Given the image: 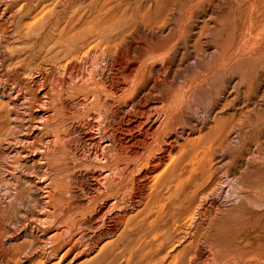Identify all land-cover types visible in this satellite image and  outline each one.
I'll list each match as a JSON object with an SVG mask.
<instances>
[{
  "label": "rangeland",
  "instance_id": "1",
  "mask_svg": "<svg viewBox=\"0 0 264 264\" xmlns=\"http://www.w3.org/2000/svg\"><path fill=\"white\" fill-rule=\"evenodd\" d=\"M22 9L29 11L23 18L31 30L4 37L14 32L11 21ZM93 49L103 69L91 67ZM0 66V122L18 124L15 112L21 111L28 112L23 117L29 125L27 131L22 127L24 135L0 145V264H139L138 253L146 254L148 264H163L162 257L177 255L181 247L185 259L194 254L195 230L203 240L199 264H264V246L252 251L248 242L264 240V0H1ZM93 95L120 111L107 123L122 128L136 124L128 122L132 99L154 103L157 127L173 123L170 114H176L174 147L155 171L162 173L160 213H167L166 222L132 237L129 260L124 251L111 262L114 248L106 244L116 236L101 234L99 223L86 217L89 140L72 105ZM32 142L36 150L21 149ZM141 151L131 159L144 157ZM17 156L40 168L38 174L8 167ZM178 175L184 187L173 190ZM133 209L129 215L137 222L140 207Z\"/></svg>",
  "mask_w": 264,
  "mask_h": 264
},
{
  "label": "bare ground",
  "instance_id": "2",
  "mask_svg": "<svg viewBox=\"0 0 264 264\" xmlns=\"http://www.w3.org/2000/svg\"><path fill=\"white\" fill-rule=\"evenodd\" d=\"M1 1V0H0ZM5 2V1H4ZM8 2V1H7ZM22 2V0H21ZM20 4V3H19ZM6 5V4H4ZM7 5H11V2H9V4ZM80 5V4H79ZM8 8V7H7ZM6 8V9H7ZM39 9V8H38ZM60 10V9H59ZM5 11V10H4ZM18 11V10H17ZM33 11V10H32ZM68 12V11H67ZM17 13V12H15ZM29 13V11H24V9H22L18 14L14 15L15 17L13 20L11 21V23L13 24V27L15 30H13L14 32L10 31H5L6 33H4V37H6L7 35H13L16 31L19 32V35L22 37L23 35H27L28 31L31 30L32 25L29 23L26 24L29 25L27 26V28L24 26V15H27ZM24 16V18H23ZM11 17V18H12ZM53 17V16H52ZM68 17V16H67ZM140 19V17H139ZM8 21V20H7ZM6 22V21H5ZM10 23V22H9ZM79 23V22H78ZM51 24V23H50ZM24 26V31L22 30ZM47 25V24H46ZM115 25V24H114ZM20 27H22L20 29ZM46 27V26H45ZM146 28V27H145ZM2 29V28H1ZM27 29V31H25ZM133 29V28H132ZM209 31V29H208ZM142 33V32H141ZM148 35V34H147ZM55 36V35H54ZM57 38V37H56ZM69 38V37H68ZM27 39V38H26ZM54 39V38H53ZM59 39V37H58ZM40 40H42L40 38ZM187 40V39H186ZM8 41V40H7ZM86 41V40H85ZM10 42V41H9ZM38 42V41H37ZM40 42V41H39ZM64 42V41H63ZM49 44V43H48ZM165 44V43H164ZM148 45V44H147ZM35 46V45H34ZM46 46V45H45ZM150 46V44H149ZM7 47V46H6ZM43 47V46H42ZM152 47V46H151ZM156 47V46H155ZM105 48V47H104ZM146 48V47H145ZM140 49V48H139ZM149 50V49H148ZM18 51V50H17ZM94 52V49L92 50ZM101 51V50H100ZM99 51V52H100ZM103 51V50H102ZM98 52V53H99ZM148 52V51H147ZM88 53V51H87ZM104 53V52H103ZM37 54V53H36ZM45 54V53H44ZM79 54V52H78ZM102 54V53H101ZM22 55V54H21ZM43 55V54H42ZM87 55V54H86ZM91 55V54H89ZM97 52L93 53V56L91 55V67L93 66V64H99V62H96L95 60L97 59ZM108 55V54H107ZM4 56V55H3ZM12 56V55H11ZM74 56V55H73ZM81 56V55H80ZM101 56V55H100ZM150 56V54H149ZM23 57V56H22ZM110 57V56H109ZM141 57V56H140ZM31 58V57H30ZM103 58V57H102ZM105 58V57H104ZM148 58V57H147ZM101 59V58H100ZM99 59V60H100ZM134 59V58H133ZM139 59V58H138ZM144 59V58H143ZM15 60V59H14ZM35 60V59H34ZM67 60V59H66ZM75 60V59H74ZM102 60V59H101ZM107 60V58L105 59ZM104 60V61H105ZM113 60V59H112ZM116 60V59H115ZM40 61V60H39ZM69 61V60H68ZM73 61V60H72ZM71 61V63H72ZM76 61H80L77 57ZM143 61V60H142ZM139 61V62H142ZM6 62V61H5ZM75 62V61H74ZM86 62V61H85ZM96 62V63H95ZM103 63V61H101ZM30 63V62H29ZM46 63V62H45ZM105 63V62H104ZM5 64V63H4ZM82 61H81V66L82 65ZM120 64V63H119ZM126 64V63H125ZM6 65V64H5ZM50 65V64H49ZM70 65V64H69ZM87 65V64H86ZM105 65V64H104ZM107 65V63H106ZM114 65V64H113ZM134 65V64H133ZM4 66V65H3ZM11 66V65H9ZM13 66V65H12ZM42 66V65H41ZM98 67L101 65H97ZM95 66V67H97ZM143 66V65H142ZM141 66V67H142ZM153 66V65H152ZM1 67V66H0ZM66 67V66H65ZM76 67V66H75ZM79 67V66H78ZM87 67V66H86ZM93 67V68H95ZM139 67V65H138ZM101 68L103 69V66H101ZM123 68V67H122ZM31 69V68H30ZM38 69V68H37ZM52 69V68H51ZM74 69V68H73ZM76 69V68H75ZM83 69V68H82ZM134 69V68H133ZM132 69V70H133ZM40 70V69H39ZM47 70V69H46ZM53 70V69H52ZM78 70V68H77ZM90 71H92V68L89 69ZM107 70V69H106ZM118 70V69H117ZM57 71V70H56ZM71 71V70H70ZM80 71V70H79ZM95 71V69H94ZM149 71V69H148ZM49 72V71H48ZM74 72V71H73ZM78 72V71H77ZM83 72V71H82ZM82 72H81V77L82 76ZM96 72V71H95ZM124 72V71H123ZM134 72V71H133ZM147 72V71H146ZM165 72V71H164ZM72 73V71H71ZM80 73V72H78ZM85 73V72H84ZM88 73V71H87ZM85 73V76L86 74ZM103 73V71H102ZM161 73V72H159ZM158 73V74H159ZM39 74V73H38ZM41 74V73H40ZM143 73L140 74V76H142ZM146 74V73H145ZM144 74V75H145ZM73 75V74H72ZM74 75H76V72H74ZM88 75V74H87ZM90 75V74H89ZM88 75V76H89ZM93 75V72H92ZM91 75V77H92ZM136 75V74H135ZM151 75V74H150ZM153 75V73H152ZM151 75V76H152ZM33 76V75H32ZM71 75H68V77H70ZM87 76V77H88ZM170 76V75H169ZM67 77V76H66ZM75 77V76H74ZM74 77L71 79L74 80ZM86 77V78H87ZM102 77V76H101ZM55 78V77H54ZM85 78V80H86ZM90 78V76L88 77ZM104 78V77H103ZM35 79V78H34ZM67 79V78H66ZM78 79H80V77H78ZM83 79V78H82ZM96 79V78H95ZM100 79V78H98ZM147 79V78H146ZM161 79V78H160ZM24 80V79H23ZM77 80V78H76ZM84 80V79H83ZM84 80V81H85ZM90 80H93L92 78H90ZM139 80V79H138ZM169 80V79H168ZM62 81V79H61ZM78 81V80H77ZM88 81V79H87ZM116 81V80H115ZM128 81V80H127ZM132 81V80H131ZM32 82V81H31ZM52 82V79H51ZM76 82V81H75ZM74 81L72 83H75ZM81 82V81H80ZM168 82V81H167ZM28 83V82H27ZM30 83V82H29ZM44 83V82H43ZM71 83V84H72ZM86 83V82H85ZM138 83V82H137ZM154 83V82H153ZM64 84V83H63ZM68 84V83H67ZM162 84V83H161ZM48 85V84H47ZM74 85V84H73ZM83 85V84H81ZM85 85V84H84ZM108 85V84H107ZM154 85V84H153ZM89 86V84H88ZM56 87V86H55ZM78 87V86H77ZM76 87V88H77ZM93 87V86H92ZM100 87V86H99ZM122 87V86H121ZM134 87V86H133ZM154 87V86H153ZM152 87V88H153ZM60 88V87H59ZM116 88V87H115ZM50 89L51 88L50 86ZM62 89V88H61ZM60 89V90H61ZM59 90V91H60ZM99 90V88H98ZM103 90V89H102ZM141 90V89H140ZM118 91V90H117ZM123 91V90H122ZM158 91V90H157ZM163 91V90H162ZM19 92V91H18ZM25 92V91H23ZM22 92V93H23ZM35 92V91H34ZM53 92V91H52ZM32 93V92H31ZM134 93V92H133ZM158 93V92H157ZM18 94V93H16ZM25 94V93H24ZM75 94V93H74ZM103 94V93H102ZM131 94V93H130ZM23 96V94H21ZM45 95V93H44ZM73 97H75L74 95H72ZM94 96V95H93ZM114 96V95H113ZM126 96H128L126 94ZM131 96V95H130ZM19 97V96H18ZM32 97V96H30ZM37 97V96H35ZM58 97V96H57ZM95 97V96H94ZM89 98V97H85L84 99L76 102L74 106L76 112L78 110V114L81 117V123L79 124V128H81L83 131H85L84 133L87 134L88 136V146H89V163L85 164L86 168L89 167V214L88 216H86L87 218H89V223H99L100 226V233L103 235H115L116 239L112 242L107 243L106 245H108V247H112L114 248V250L111 253L110 256V261L114 262L117 260V255H122V252L127 251L126 248H129L130 245L132 244L133 240L132 237L135 239L139 238L138 232H140V230H156L158 227H161V225L163 224L162 222H166L163 221L164 217H165V211L162 213H160V206L161 205V200L163 199V194L161 195V193L159 192V188L161 187V181H162V173H158L155 174V171L162 165L164 164V160L166 158L167 153H170V150L174 147V142L175 140L172 141L171 138V131H172V127L175 126L174 122L176 124V114L173 117V114H170L172 117L171 119L174 121L173 123L169 124L168 120L165 122H163V124H161L160 126H156L157 123V119L158 116L151 111L152 105L154 103H149L146 104L145 103L147 101H144L143 105H139L138 103H136L134 101V99L131 100L132 104L130 107H132L134 109L133 112H131V117H129L128 122H131L130 119L132 120H136V124L135 125H129L127 124V127L122 128V126H114L112 124H108L107 122H109V118H115L120 111L114 106V108H109L106 107L105 104H101L99 103V101L95 98ZM25 98V97H24ZM34 99V97H32ZM50 98V97H49ZM98 98V97H97ZM122 98V97H121ZM120 98V100H121ZM127 98V97H126ZM125 98V99H126ZM129 98V97H128ZM127 98V99H128ZM131 98V97H130ZM19 99V98H17ZM30 99V102L32 103V99ZM55 99V98H54ZM62 99V98H61ZM69 99V98H68ZM78 99V98H77ZM81 99V98H79ZM100 99V98H99ZM113 99V98H112ZM124 99V100H125ZM57 100V99H56ZM64 100V99H63ZM111 100V98H110ZM114 100V99H113ZM112 100V101H113ZM118 100V99H117ZM26 101V100H25ZM35 101V100H34ZM33 101V102H34ZM38 101V98L37 100ZM75 101V100H74ZM122 101V100H121ZM13 102V101H12ZM27 103H29V101H26ZM39 103H41L40 101H38ZM46 102V101H44ZM57 102V101H56ZM111 102V101H110ZM119 102V101H118ZM142 102V101H141ZM140 102V104H141ZM11 103V102H10ZM24 103V102H23ZM26 103V106H27ZM14 104V103H13ZM34 104V103H32ZM12 105V104H11ZM23 105V104H22ZM25 105V104H24ZM23 105V106H24ZM31 106V104H29ZM65 105V104H64ZM67 105V104H66ZM114 105V104H113ZM120 105V104H119ZM127 105V104H126ZM15 106V105H14ZM21 106V105H18ZM34 106V105H33ZM40 106V105H39ZM154 106V105H153ZM22 107V106H21ZM30 108V107H29ZM34 108V107H33ZM32 108V109H33ZM156 108V107H155ZM24 109V107H23ZM35 109V108H34ZM53 109V108H52ZM73 109V108H72ZM73 109V110H74ZM26 110V109H24ZM61 111V109H58V111ZM157 110V109H156ZM172 110V109H171ZM57 111V109H56ZM55 111V113H56ZM57 111V112H58ZM63 111V110H62ZM61 111V112H62ZM69 111V110H68ZM72 111V110H71ZM128 111V110H127ZM169 111V110H168ZM176 111V110H174ZM13 112V110H12ZM30 112V111H29ZM34 112V111H33ZM159 112V111H158ZM181 112V111H180ZM26 112H15V117L14 119L18 122V124H14V126L9 127V126H5V124H3V121L0 122V145H2V141L3 140H12L15 136L16 133H21L24 132V130L26 129L27 131V127H29V125L27 127H25V122H24V117ZM65 113V112H64ZM179 113V112H177ZM182 113V112H181ZM3 115H5L4 113H2ZM28 114V112L26 113ZM59 114V113H58ZM78 114L76 116H78ZM180 114V113H179ZM2 115V117H3ZM7 115V114H6ZM11 115V114H10ZM13 115V114H12ZM24 115V117H23ZM29 115H32V113L30 112ZM34 115V114H33ZM57 115V114H56ZM78 116V117H79ZM9 117V115H8ZM33 116H31L32 118ZM133 117V118H132ZM163 117V116H162ZM169 116H167L166 119ZM7 118V117H6ZM10 118V117H9ZM30 118V121L33 119ZM69 118V117H68ZM120 118V117H119ZM124 118V117H123ZM178 118V116H177ZM180 118V117H179ZM29 119V118H27ZM55 120H59L57 118H55ZM170 120V119H169ZM36 121V120H35ZM42 122L44 120H41ZM60 121V120H59ZM58 121V122H59ZM79 121V120H78ZM41 122V123H42ZM80 122V121H79ZM161 122V121H160ZM179 122V121H178ZM177 122V123H178ZM11 123V121H10ZM133 123V122H132ZM165 123V124H164ZM180 123V122H179ZM122 124V123H121ZM56 125V124H55ZM158 125V124H157ZM25 127V129L23 130L22 127ZM34 126V125H32ZM57 126V125H56ZM62 126V125H61ZM66 126V125H65ZM177 126V125H176ZM47 127V126H46ZM45 128V127H44ZM80 129V130H81ZM87 129V131H86ZM176 129V128H175ZM23 130V131H22ZM30 130V128H29ZM32 130V129H31ZM30 132V131H29ZM29 132L28 135H29ZM62 132V131H61ZM25 133V132H24ZM26 133V134H27ZM23 133H21L22 135ZM25 134V135H26ZM18 135V134H17ZM20 135V134H19ZM18 135V136H19ZM24 135V134H23ZM17 136V137H18ZM16 139V138H14ZM41 139V138H40ZM74 139V137H73ZM43 140V139H41ZM48 140V139H47ZM68 141V140H67ZM80 141V140H79ZM14 142V141H12ZM23 142V141H22ZM35 142V141H33ZM31 143V145H24L22 144L20 147L21 149L24 150H29V149H33L36 150L39 146L37 144ZM38 142V140H37ZM42 142V141H41ZM59 142V141H58ZM9 143V141H8ZM18 143V142H17ZM40 143V142H39ZM62 143V142H61ZM75 143V142H74ZM42 144V143H41ZM48 144V143H46ZM47 148L49 147L48 145H46ZM67 146V145H66ZM83 146V145H81ZM80 146V147H81ZM12 147V146H11ZM43 147V146H40ZM14 148V147H13ZM46 148V147H45ZM88 148V147H87ZM41 149V148H40ZM83 149V148H82ZM61 150V149H58ZM143 150L144 152V157H140V159H134L131 156L136 154L138 151ZM43 149L41 150L42 153ZM46 151V150H45ZM62 151V150H61ZM75 152V151H74ZM142 152V151H141ZM40 153V154H41ZM45 153V152H44ZM56 153V152H55ZM58 153V152H57ZM85 153V152H84ZM47 154V153H46ZM14 155V154H13ZM16 155V154H15ZM26 155V154H25ZM43 155V154H42ZM45 155V154H44ZM64 156V153L62 154ZM61 155V156H62ZM139 155V154H138ZM141 155V154H140ZM143 155V153H142ZM2 156V155H0ZM48 156V155H46ZM45 156V157H46ZM56 156V155H55ZM66 156V155H65ZM15 158V157H14ZM55 157L53 156V159ZM21 159L26 161V157L21 156ZM47 160V157L45 158ZM50 156L49 159L50 160ZM57 162V159H55ZM77 160V159H76ZM166 161V160H165ZM46 162V161H45ZM55 162V161H54ZM60 162V161H59ZM32 163H35L34 161ZM31 163V164H32ZM39 163V162H38ZM50 162H48V165H52ZM62 163H65L64 161ZM86 163V162H84ZM133 165L132 169L130 170V165ZM14 165H8V167H14V169H18L19 172L21 171H25V170H30V169H34L33 172L40 170V168L38 169L37 166V170H35V164L34 167L33 166H26L28 164L25 165V162L20 163V157L17 156L15 158V162H13ZM30 164V165H31ZM44 164V163H43ZM55 165V163H53ZM61 164V163H60ZM130 164V165H129ZM33 165V164H32ZM57 165V164H56ZM4 166V165H3ZM7 166V164H6ZM62 166V165H60ZM63 167V166H62ZM60 167V168H62ZM48 168V167H47ZM53 168V166H52ZM59 168V167H58ZM166 168V167H165ZM164 168V170H165ZM55 169V168H54ZM64 169V168H63ZM66 169V167H65ZM64 169V170H65ZM62 171V169H59V171ZM69 170V169H68ZM73 170V169H72ZM87 170V169H86ZM84 170V171H86ZM9 171V170H7ZM56 171H58L56 169ZM71 171V170H70ZM68 171V172H70ZM13 171L10 170V174H12ZM30 172V171H29ZM32 172V173H33ZM44 172V171H43ZM42 172V173H43ZM73 172V171H72ZM75 172V171H74ZM26 173V172H25ZM41 173V172H40ZM47 173V171H46ZM53 173V172H52ZM50 174V173H49ZM59 174V173H58ZM82 174V173H81ZM54 175V174H53ZM61 175V173H60ZM78 175V174H77ZM164 175V173H163ZM6 176V175H5ZM40 175H38L39 177ZM42 176V175H41ZM40 176V177H41ZM49 176V175H48ZM39 177V178H40ZM47 177V176H46ZM7 178V177H6ZM44 178V177H42ZM51 178V177H50ZM53 178V177H52ZM55 178V177H54ZM18 179V178H17ZM20 179V178H19ZM46 179V178H45ZM69 179V178H68ZM82 179V178H81ZM85 179V178H84ZM151 179V182L149 183L147 180ZM1 180V179H0ZM56 180V179H55ZM60 180V179H59ZM64 180V179H63ZM14 182V181H13ZM35 182V181H34ZM57 182V180H56ZM60 182V181H59ZM183 180L181 179V176L178 175L177 178H175V182H174V189L176 190L177 188H181L183 189L184 185H183ZM61 183V182H60ZM65 183V181L63 182ZM149 183V184H148ZM8 185V184H7ZM14 185V184H13ZM15 186V185H14ZM30 186V185H29ZM37 186V185H36ZM49 186V185H48ZM85 186V185H84ZM58 187V186H57ZM71 187V186H70ZM10 188V187H9ZM39 188V187H38ZM47 188V187H46ZM59 188V187H58ZM81 188V187H80ZM11 189V188H10ZM15 189V188H13ZM21 189V188H20ZM32 189V188H31ZM35 189V188H34ZM51 189V188H50ZM84 189V188H83ZM165 189V188H164ZM16 190V189H15ZM37 190V189H36ZM82 190V189H81ZM56 191V190H55ZM65 191V190H64ZM51 192V191H50ZM68 192V191H67ZM85 193V192H84ZM88 194V191L86 192ZM78 194V193H77ZM86 194V195H87ZM92 194V195H91ZM76 195V194H75ZM85 195V196H86ZM16 196L19 197L18 194H16ZM62 196V195H61ZM84 196V197H85ZM54 198V197H53ZM15 199V198H14ZM22 199V198H21ZM62 199V198H61ZM171 200V199H170ZM30 201V200H28ZM33 201V199H32ZM50 201V200H49ZM72 201V200H71ZM70 201V202H71ZM25 203L27 202V199L25 201ZM59 203V202H58ZM40 204V203H39ZM50 204V203H48ZM75 204V203H74ZM9 205V203H8ZM18 205V204H17ZM38 205V204H37ZM53 205V204H51ZM61 205V204H60ZM23 206V205H22ZM39 206V205H38ZM42 206V205H41ZM50 206V205H49ZM74 206V205H73ZM59 207V206H57ZM138 208L140 207V209L138 210L137 214L141 215L139 221H135L134 217L129 215V211L133 208ZM5 208V207H4ZM14 208V207H13ZM42 209V208H41ZM75 209V208H74ZM77 209V208H76ZM75 209V210H76ZM80 209V207H79ZM32 210V209H31ZM43 210V209H42ZM41 210V211H42ZM49 210V209H48ZM56 210V209H55ZM62 210V208H61ZM134 210V209H133ZM4 211V210H3ZM10 211H11V207H10ZM23 211V210H22ZM54 211V210H53ZM81 211V210H80ZM79 211V212H80ZM16 212V211H15ZM73 212V211H72ZM82 212V211H81ZM167 212V211H166ZM6 213V212H5ZM23 213V212H22ZM48 213V212H47ZM50 213V212H49ZM57 213V212H56ZM65 212H63L64 214ZM78 213V212H77ZM76 213V214H77ZM83 213V212H82ZM134 213V212H133ZM38 214V213H37ZM36 214V215H37ZM62 214V213H61ZM73 214V213H72ZM55 215V214H54ZM57 215V214H56ZM69 215V214H68ZM83 215V214H82ZM5 216V215H4ZM15 216V215H14ZM23 216V215H22ZM25 216V215H24ZM71 216V213H70ZM75 216V214H74ZM85 216V215H84ZM54 217V216H53ZM68 217V216H66ZM72 217V216H71ZM83 217V216H82ZM13 218V217H12ZM24 218V217H23ZM22 218V220H23ZM34 218V217H33ZM55 219H57L56 217H54ZM8 219V218H7ZM16 219V218H15ZM35 219V218H34ZM64 219V218H63ZM263 219V218H262ZM11 220V219H9ZM52 220V219H51ZM73 220V219H72ZM77 219L75 218V221ZM8 221V220H7ZM18 221V220H17ZM70 221V220H69ZM43 222V221H42ZM51 222V221H50ZM53 222V221H52ZM61 222V221H60ZM168 222V221H167ZM17 223V222H16ZM25 223V222H24ZM27 223V222H26ZM47 223V222H46ZM72 223V221H71ZM162 223V224H161ZM29 224V223H28ZM49 224V223H47ZM61 224V223H60ZM66 224V223H65ZM78 224V223H77ZM166 224V223H165ZM62 225V224H61ZM64 225V223H63ZM74 225V224H73ZM93 225V224H92ZM10 226V225H9ZM22 226V225H21ZM33 226V225H32ZM37 226V225H36ZM46 226V225H45ZM68 226V225H67ZM71 226V225H70ZM78 226V225H77ZM84 226V225H83ZM19 227V226H18ZM23 227V226H22ZM34 227V226H33ZM40 227V226H39ZM57 227V226H56ZM59 227V226H58ZM73 227V226H72ZM79 227V226H78ZM85 227V226H84ZM180 227V226H179ZM38 228V227H37ZM46 228V227H45ZM197 228V227H196ZM261 228V227H260ZM19 229V228H18ZM22 229V228H21ZM40 229V228H39ZM65 229V228H64ZM68 229V228H67ZM66 229V231L68 232V230ZM75 229V228H74ZM80 229V228H79ZM199 229V228H198ZM263 229V228H262ZM25 230V229H24ZM97 230V229H96ZM33 231V230H32ZM64 231V230H62ZM70 231V230H69ZM95 231V230H94ZM199 231V230H198ZM195 230V234L196 236L200 237V233ZM256 231V230H255ZM79 232V231H78ZM147 232V231H146ZM184 232V231H183ZM186 232V231H185ZM194 232V231H193ZM91 233V232H90ZM160 233V232H157ZM156 233V235H157ZM188 233V232H187ZM192 233V232H191ZM206 233V232H205ZM255 233V232H253ZM258 233V232H257ZM2 234V233H1ZM147 234V233H145ZM161 234V233H160ZM264 234V233H263ZM100 235V234H99ZM102 235V236H103ZM138 235V236H137ZM254 235V234H253ZM257 235V234H256ZM255 235V236H256ZM72 236V235H71ZM153 236V235H152ZM152 236H150L152 238ZM63 237V236H62ZM73 237V236H72ZM100 237V236H99ZM105 237V236H104ZM155 237V236H154ZM153 237V238H154ZM186 237V236H185ZM198 237L197 242L195 244V249H194V254L189 257L188 259H185L183 256V251H182V247L180 248V251L178 252L177 255L174 256H170V258H167V256L164 258L162 257V263L163 264H199V259L202 257V243L200 241H203L202 239L200 240V238ZM203 237V236H201ZM38 238V237H37ZM55 238V237H54ZM71 238V237H70ZM75 238V237H74ZM89 238V237H88ZM101 238V237H100ZM130 238V239H129ZM179 238V237H178ZM197 238V237H195ZM204 238V237H203ZM255 238V237H254ZM251 239L249 240V249H251L252 251H256L260 248V250L263 249L264 246V240H261V242H259L258 240L255 241V239ZM260 238V237H259ZM64 239V237H63ZM68 239V238H67ZM92 239V238H91ZM180 239V238H179ZM177 239V240H179ZM183 239V238H182ZM186 239V238H185ZM33 240V239H32ZM147 240V239H146ZM145 240V241H146ZM176 240V241H177ZM200 240V241H199ZM24 240H22L23 242ZM55 242H57L56 240H54ZM66 241V240H65ZM64 241V242H65ZM180 241V240H179ZM177 241V242H179ZM62 242V241H61ZM247 242V240H246ZM29 243V242H28ZM59 243V242H58ZM80 243V242H79ZM32 244V243H31ZM53 244V243H52ZM71 244V243H70ZM156 244V243H155ZM182 244V243H181ZM38 245V244H37ZM45 245V244H44ZM150 245V244H149ZM166 245V244H165ZM53 246V245H52ZM140 246V245H139ZM188 246V245H187ZM210 246V245H209ZM248 246V245H247ZM14 247V246H13ZM17 247V245H16ZM29 247V246H28ZM57 247V246H56ZM176 247V246H175ZM186 247V246H185ZM25 248V247H24ZM33 248V247H32ZM121 248V249H120ZM210 248V247H209ZM14 249V248H13ZM16 249V248H15ZM18 249V248H17ZM39 249V248H38ZM41 249V248H40ZM45 249V248H44ZM149 249V248H148ZM155 249V248H154ZM162 249V248H161ZM187 249V248H186ZM26 250V249H25ZM30 250V249H29ZM49 250V249H48ZM169 250V249H168ZM13 251V250H12ZM19 251V250H18ZM22 251V250H21ZM178 251V250H177ZM185 251V250H184ZM209 251H213L212 249ZM48 252V251H47ZM128 255L125 256V258L127 260H129L128 258L131 257V254L129 251ZM49 253V252H48ZM213 254H215V252H212ZM211 253V254H212ZM27 254V253H26ZM175 254V253H174ZM217 254V253H216ZM50 255V254H49ZM173 255V254H172ZM146 254L142 253V255L140 253H138V262L139 264H148L151 261L149 260H144L143 257H145ZM207 256V255H206ZM215 256V255H213ZM212 256V257H213ZM149 257V256H147ZM218 257V256H217ZM26 258V257H25ZM100 259V258H99ZM108 260V261H109ZM202 260V259H201ZM214 260V259H213ZM216 260V258H215ZM207 261V260H206ZM160 262V263H161ZM204 262V261H203ZM208 262V261H207ZM100 264V262H99ZM201 264V263H200ZM203 264V263H202ZM207 264V263H206Z\"/></svg>",
  "mask_w": 264,
  "mask_h": 264
}]
</instances>
